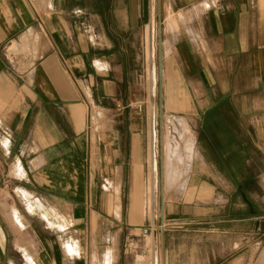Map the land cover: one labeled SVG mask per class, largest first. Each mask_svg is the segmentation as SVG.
<instances>
[{"label":"crops","instance_id":"obj_1","mask_svg":"<svg viewBox=\"0 0 264 264\" xmlns=\"http://www.w3.org/2000/svg\"><path fill=\"white\" fill-rule=\"evenodd\" d=\"M151 22L182 139L167 185L203 136L167 208L139 106ZM163 217L188 225L157 235L159 264H264V0H0V264H131Z\"/></svg>","mask_w":264,"mask_h":264},{"label":"rangeland","instance_id":"obj_2","mask_svg":"<svg viewBox=\"0 0 264 264\" xmlns=\"http://www.w3.org/2000/svg\"><path fill=\"white\" fill-rule=\"evenodd\" d=\"M159 27L160 25L158 23L151 22V23H147L144 28L145 48H146L148 57L150 59L149 62L152 65V68L150 67L152 73L150 72L151 79L149 78L150 87L148 88V93L146 94V97L144 100H142L141 102L139 101V106H143L144 110H146L148 114V119H149V126L152 129V131H154L156 127L158 130V133H157L158 139H159L158 141L159 160L158 161H159V164H161L162 162V165H163L162 175H164V181H163L164 190L162 194L163 200L159 198V201L161 200L162 203H164L165 208H167L171 203H173L176 200L179 201L180 203L183 201L181 198L183 197V195H185L184 189L186 187L187 177L191 169L189 165L192 163L193 159L195 158L194 152L198 160L203 155V145H202L203 141L201 140L203 136H200V141H199V145L197 149H195V145H194L193 157L191 159L187 157L188 155L187 152H184L183 160L173 162L175 180L172 186L167 185V182H165V178H166L165 175L167 176V171H168L167 154H166V137L169 136V134L171 135V137L173 138V142L176 144L177 153L180 152L181 147L179 146L178 143H181L182 139L178 135V132L176 131L177 124H176V119H174L176 116H173L174 113L171 112L170 108H168L167 104L164 102V99L163 98L161 99V94H160L161 88L159 86V79L157 77L158 70L156 71L157 69L156 56L158 55V48L160 44L158 37H157ZM161 28H164V23H162ZM164 33L165 34L167 33L165 31V28L164 30L162 29V34ZM162 42H164L163 38H162ZM154 67L155 69H153ZM155 77L157 80V84H155ZM85 104L89 110L88 113L91 114L93 112V107H94L93 103L86 99ZM126 108H131V106L128 107V106L116 104L114 108L115 109L114 115L122 114L126 110ZM197 126L200 127L202 125L199 124ZM89 128H91V125H89ZM213 137L217 138V135L211 136V138ZM194 141H195V137H194ZM203 170L204 169L200 167L198 172L202 173ZM160 173H161V167L159 165V175ZM150 186H151V189H150V195H149V202H150V209L152 210V207L154 204V200L152 197H153V194L155 193V189H153L152 183L150 184ZM154 188H155V184H154ZM201 198L202 200L207 199V198H204V196H201ZM216 200H218V197L216 198ZM163 220H164V224L166 225V229L164 232H159L160 234H166L173 230L182 229L184 227H187L188 225V222L186 221L168 218V217H163L162 221L159 223H149L148 225L150 224L161 225Z\"/></svg>","mask_w":264,"mask_h":264},{"label":"built area","instance_id":"obj_3","mask_svg":"<svg viewBox=\"0 0 264 264\" xmlns=\"http://www.w3.org/2000/svg\"><path fill=\"white\" fill-rule=\"evenodd\" d=\"M164 220L161 225L150 224L142 228L143 244L131 249V264H159V241L157 235L164 232Z\"/></svg>","mask_w":264,"mask_h":264},{"label":"bare ground","instance_id":"obj_4","mask_svg":"<svg viewBox=\"0 0 264 264\" xmlns=\"http://www.w3.org/2000/svg\"><path fill=\"white\" fill-rule=\"evenodd\" d=\"M168 138H170L169 136H168ZM185 144V143H184ZM174 146V145H173ZM186 146H187V149L189 150V151H192V149H193V146H192V143H186ZM168 148H170V145H169V142H168ZM167 154H169V153H167ZM167 157H168V155H167ZM169 160V159H168ZM169 165H170V163H169ZM171 166V165H170ZM171 168V167H170ZM171 171V170H170ZM169 174H171V172H168Z\"/></svg>","mask_w":264,"mask_h":264}]
</instances>
